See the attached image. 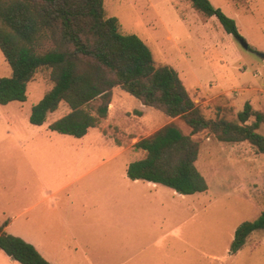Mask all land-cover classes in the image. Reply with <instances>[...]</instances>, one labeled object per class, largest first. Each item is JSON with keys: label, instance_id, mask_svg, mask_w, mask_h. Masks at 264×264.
<instances>
[{"label": "rangeland", "instance_id": "obj_1", "mask_svg": "<svg viewBox=\"0 0 264 264\" xmlns=\"http://www.w3.org/2000/svg\"><path fill=\"white\" fill-rule=\"evenodd\" d=\"M209 1L234 20L237 36L188 0H103V8L148 46L156 65L177 71L205 117L235 120L245 102L264 116V0ZM10 74L0 51V77ZM51 86L49 70L40 68L25 101L0 104V225L8 224L7 233L52 264H264V231L229 250L237 226L264 210V153L207 131L193 134L207 190L183 195L155 184L151 199L146 181L133 184L126 174L144 155L134 143L169 122L189 133L184 122L114 88L98 127L80 138L61 134L48 124L68 111L63 102L43 124L28 120ZM6 257L0 250V264Z\"/></svg>", "mask_w": 264, "mask_h": 264}, {"label": "trees", "instance_id": "obj_2", "mask_svg": "<svg viewBox=\"0 0 264 264\" xmlns=\"http://www.w3.org/2000/svg\"><path fill=\"white\" fill-rule=\"evenodd\" d=\"M188 1L204 16H215L226 32L238 35L234 20L209 0ZM0 51L11 70L0 77V104L25 101L35 72L49 70L52 86L30 109L28 120L34 125L43 124L63 102L68 111L48 129L80 138L107 118L114 88L167 117H179L189 133L169 122L134 143L144 155L127 164L129 179L163 184L183 195L204 192L208 185L195 165L199 143L192 137L201 131L221 142H248L264 153L260 111L245 102L235 120L205 117L177 71L156 65L136 34L123 33L116 17L105 16L103 0H0ZM5 225H0V250L7 256L20 264H51L32 244L7 233ZM258 230L264 231V210L237 226L230 252L241 250Z\"/></svg>", "mask_w": 264, "mask_h": 264}, {"label": "crops", "instance_id": "obj_3", "mask_svg": "<svg viewBox=\"0 0 264 264\" xmlns=\"http://www.w3.org/2000/svg\"><path fill=\"white\" fill-rule=\"evenodd\" d=\"M112 104H110L109 106H111ZM110 108V107H109ZM127 167V166H126ZM92 169L93 168H90V169H88L85 173H88V172H90V171H92ZM130 180H132V179H130ZM137 180H139V179H136V180H132L133 181V184H138L137 183ZM142 181H146V180H142ZM155 184H159V183H153V182H150V181H146V186H148V187H151V189L149 190V194H150V197H151V199H152V197L153 198H155V199H157V197H158V192H157V190H156V188H157V186L158 185H155ZM155 185V186H154ZM7 226H8V224H6L5 226H4V230L6 231V229H7ZM2 251V250H1ZM39 252V251H38ZM40 253V252H39ZM41 254V253H40ZM42 255V254H41ZM7 256V255H6ZM43 256V255H42ZM44 257V256H43ZM45 258V257H44ZM46 259V258H45ZM47 260V259H46ZM3 261H4V263L5 264H14V262H17V261H15V260H13L12 258H10L9 256H7L6 257V259L4 260L3 259ZM47 261H49V260H47ZM51 264H52V262L51 261H49ZM19 263V262H18Z\"/></svg>", "mask_w": 264, "mask_h": 264}, {"label": "water", "instance_id": "obj_4", "mask_svg": "<svg viewBox=\"0 0 264 264\" xmlns=\"http://www.w3.org/2000/svg\"><path fill=\"white\" fill-rule=\"evenodd\" d=\"M241 44L245 48L248 46L247 43L245 41H243V40H241ZM262 57H264V54H262Z\"/></svg>", "mask_w": 264, "mask_h": 264}]
</instances>
